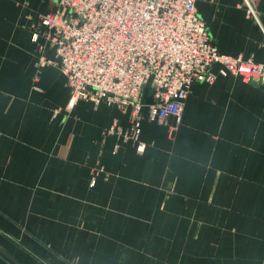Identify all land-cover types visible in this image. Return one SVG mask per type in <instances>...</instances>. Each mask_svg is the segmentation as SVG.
Returning <instances> with one entry per match:
<instances>
[{"label": "crops", "instance_id": "obj_1", "mask_svg": "<svg viewBox=\"0 0 264 264\" xmlns=\"http://www.w3.org/2000/svg\"><path fill=\"white\" fill-rule=\"evenodd\" d=\"M242 0H196L222 53L264 63ZM53 0H0V264H264V84L194 82L180 122L80 99L38 66ZM49 58L55 51L47 49Z\"/></svg>", "mask_w": 264, "mask_h": 264}, {"label": "built area", "instance_id": "obj_2", "mask_svg": "<svg viewBox=\"0 0 264 264\" xmlns=\"http://www.w3.org/2000/svg\"><path fill=\"white\" fill-rule=\"evenodd\" d=\"M54 11L38 15L32 40L39 43L38 66L54 65L66 76L71 92L68 107L80 99L106 101L131 110L130 128L117 121L126 141L140 142L143 108L149 118L180 122L191 85L213 83L214 65L222 75L264 84V63L222 53L214 43L196 0H53ZM261 0H242L247 16L260 22ZM55 51V58L47 56ZM150 102L143 101L146 85Z\"/></svg>", "mask_w": 264, "mask_h": 264}, {"label": "trees", "instance_id": "obj_3", "mask_svg": "<svg viewBox=\"0 0 264 264\" xmlns=\"http://www.w3.org/2000/svg\"><path fill=\"white\" fill-rule=\"evenodd\" d=\"M146 90L150 91V93H149V99H144L145 103H148L152 99V88H151V86L149 84L145 86V88H144V94L146 93Z\"/></svg>", "mask_w": 264, "mask_h": 264}, {"label": "rangeland", "instance_id": "obj_4", "mask_svg": "<svg viewBox=\"0 0 264 264\" xmlns=\"http://www.w3.org/2000/svg\"><path fill=\"white\" fill-rule=\"evenodd\" d=\"M260 5V4H259ZM241 6V5H240ZM245 10V9H244ZM260 10V9H259ZM245 13H246V11H245ZM246 15H247V13H246ZM250 18V17H249ZM250 19H253V18H250ZM255 20V19H254ZM256 21V20H255ZM39 54H40V51H39ZM150 90V89H149ZM149 93H150V91H148V90H146V93L144 94V98H143V101H144V99H149ZM145 102V101H144Z\"/></svg>", "mask_w": 264, "mask_h": 264}]
</instances>
